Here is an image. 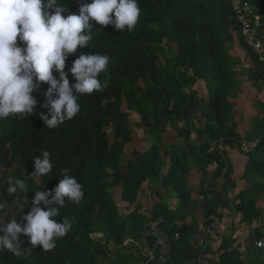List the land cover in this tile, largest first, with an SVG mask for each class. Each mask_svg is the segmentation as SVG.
Returning <instances> with one entry per match:
<instances>
[{
	"label": "trees",
	"instance_id": "16d2710c",
	"mask_svg": "<svg viewBox=\"0 0 264 264\" xmlns=\"http://www.w3.org/2000/svg\"><path fill=\"white\" fill-rule=\"evenodd\" d=\"M247 1L264 31V0ZM64 3L70 12H78L75 0ZM139 6L140 22L132 33L97 24L93 40L80 50L107 54L114 63L107 77H100L107 80L108 87L82 96L81 112L75 118L52 130L38 116L0 121V164L21 168L19 179L28 186L25 201L18 194L23 206L18 222L26 223L24 217L30 211L35 191H49L58 185L62 179L60 169L68 168L84 191L78 205L65 198V207L57 219L73 220V230L57 242L56 249L42 251L41 246L30 244V237L22 235V249L29 253L17 258L4 252L0 254V264H198L206 256V249L193 243L200 224L212 229L220 217L218 208L229 207L223 195L237 191L241 182L235 197L236 211L246 224L259 218L258 202L264 194V117L255 119L253 132L240 137L233 122L240 92L235 67L240 61L232 58L229 50L239 42L240 53L248 54L244 61L252 65L253 74L261 82L264 65L246 46L230 0H139ZM74 59L70 56L66 61L65 71ZM68 78L70 84L75 83L70 74ZM198 84L204 85L203 93L195 89ZM47 87L44 84L34 93L41 104ZM124 104L137 113L138 126L151 142L144 152H126L133 133L128 114L123 112ZM40 110L38 104L37 111ZM169 131L177 133V141L166 142ZM243 140L257 147L247 153L244 177L231 181L233 166L223 150L237 147L242 152ZM44 150L51 153L53 174L31 177L33 157H40ZM211 167H216L212 180L222 179L225 183L222 194L217 185H207ZM195 169L203 175L201 189L206 196L202 221L193 215L197 202L193 200L195 191L190 188L189 177ZM154 183L175 193L183 205L173 210L158 203L151 217L138 206L128 215L120 214L115 189H120L123 203L135 207L143 186ZM0 202L6 205L0 221L7 224L8 202L1 189ZM154 222H160L158 237L153 234ZM166 226L174 231L172 239ZM99 228L108 237L107 244L92 238ZM143 235L157 256L152 261L147 255L118 251L125 248L126 239L139 240ZM161 235L167 238L166 255L155 248ZM260 237L257 235L254 245ZM233 243L231 238L224 242L216 264H264L261 252L252 253L250 248L245 257L239 247L231 248ZM204 263L214 264L211 259Z\"/></svg>",
	"mask_w": 264,
	"mask_h": 264
},
{
	"label": "clouds",
	"instance_id": "9594fccd",
	"mask_svg": "<svg viewBox=\"0 0 264 264\" xmlns=\"http://www.w3.org/2000/svg\"><path fill=\"white\" fill-rule=\"evenodd\" d=\"M75 2L78 12H70L64 0H0V121L38 116L46 128L58 129L81 112L82 96L103 92L108 87L107 80L100 77H107L113 58L80 50L93 40L97 24L132 33L140 22L139 0ZM256 47L260 48V44ZM70 56L76 59L65 71ZM69 74L75 83L70 84ZM44 84L48 87L43 90L41 104L34 93L42 90ZM40 153V157H33L31 177L53 174L51 153ZM60 173L62 179L53 189L34 192L30 211L24 217L26 223L22 225L16 216L7 219V224L0 221V254L26 256L30 250L22 249V235L30 237L33 247L39 245L42 251L51 252L73 230V220L57 217L65 207V198L70 204H80L83 185L68 168L60 169ZM7 182V194H19L25 201V181ZM5 207L0 202V214H4Z\"/></svg>",
	"mask_w": 264,
	"mask_h": 264
},
{
	"label": "rangeland",
	"instance_id": "374dc122",
	"mask_svg": "<svg viewBox=\"0 0 264 264\" xmlns=\"http://www.w3.org/2000/svg\"><path fill=\"white\" fill-rule=\"evenodd\" d=\"M254 9V8H252ZM254 11V10H253ZM229 45V44H228ZM239 49L242 47L237 43ZM239 49H237L236 45L231 46L229 50V54L232 58H246L248 57L247 52L244 54L240 53ZM240 58V59H241ZM249 59V58H248ZM251 67L252 65L247 62L246 60L240 64H236L235 68L238 74V79L240 81V92L238 97L235 100L234 106V120L233 122L237 126V132L241 138H245L243 132H245L247 124L251 125L252 122L254 124L255 119L252 121L253 118H261L264 117V96H259L260 86L261 89H264V82L259 80H254L253 78V71L252 69H248L247 72L244 71L245 67ZM257 82V86L254 83ZM251 88L252 92H250ZM195 89L198 91L205 90L204 85L198 84ZM259 92V93H258ZM203 93V92H202ZM249 93H252L251 95ZM207 96V94H206ZM205 97V94L203 95ZM251 97V98H250ZM259 97V99H258ZM123 112L128 114L129 117V128L132 130V141L127 145L126 152L127 154H131L133 150L144 152L146 151L151 142L148 139L147 134H145L144 130L140 128L138 125L140 123V118L137 113L130 111L129 107L124 104L123 105ZM251 118V120H249ZM255 130V126L253 125ZM243 131V132H242ZM170 134L165 136L167 143H172L173 141H177V133L175 131H169ZM172 132V133H171ZM246 133V132H245ZM246 140L240 141V146L243 149L242 152L236 147H230L225 149L224 152L226 154V160L230 161L233 166V172L231 175V181H238L241 177H244L246 164H247V153L254 150L257 147V144H254L252 148L246 149L242 143ZM2 151H0V158L2 157ZM246 156V159L244 157ZM216 170V167H211L209 171V176L207 178V185L210 182L213 186L217 185V191L220 193L223 191V183L222 179H218L217 182L212 180L213 174ZM226 171V170H225ZM224 171V173H225ZM22 174L21 168L5 164H0V189L4 191V194L7 198L8 206H7V216L8 218H15L18 220L20 214L22 213V201L18 198V194L16 196L8 195L7 194V187H8V180H16ZM238 174V175H237ZM203 179V175L198 170H193L190 177L189 183L190 188H192L195 192L193 194V200L197 202L196 208L193 212V215L200 219L201 221L204 218V205L206 204V196L203 194V190L201 189V181ZM4 185V186H3ZM3 186V187H2ZM241 186L237 188V191L230 192L228 194L223 195L226 201L229 203V207L227 209L223 207L218 208V214L220 215L219 218H216L215 223L212 229L207 230L204 228L202 224H200V232L197 236L194 237L193 243L194 245L201 249L205 250L206 256L200 261L198 264H205V259H211L214 264L218 261V255L220 248L224 245V242L227 239H233L235 243L231 246L239 247V250L244 254L246 257L247 251L254 246V240L257 235H264V194L261 196L258 202V209H259V218L253 222L252 224H246L242 221L241 216L236 211L237 201L235 197L237 192L240 190ZM115 199L119 204V212L121 215H128L132 211H134L137 206L139 207L140 211H143L149 217L153 216L152 210L158 203H163L169 207V209L176 210L180 208L183 204L179 202L178 196L173 193L171 190H166L160 187L157 184H145L143 186V191L139 196V200L135 207H129L127 204L123 203L120 199L121 191L120 189L114 190ZM222 194V193H221ZM210 198V197H209ZM187 205V203H185ZM189 205V204H188ZM191 205V203H190ZM183 213H186V210H183ZM160 222L152 223V228L154 230V235L158 237L160 234L158 231V224ZM147 234V233H145ZM211 237V238H209ZM92 238L95 241L107 244L108 237L104 234V232L99 228V231L95 233ZM125 248L119 249V252L128 253L129 255H147L150 257L151 261L154 259L155 253L154 249L150 247L148 240L145 236H141L139 240H134L132 238H128L125 241ZM109 247V246H108ZM160 248V252L162 255H166L168 252V245H167V238L161 235L158 238V241L155 245V248ZM263 254L262 260H264V252L258 251ZM157 257V256H156Z\"/></svg>",
	"mask_w": 264,
	"mask_h": 264
},
{
	"label": "built area",
	"instance_id": "2783aa9c",
	"mask_svg": "<svg viewBox=\"0 0 264 264\" xmlns=\"http://www.w3.org/2000/svg\"><path fill=\"white\" fill-rule=\"evenodd\" d=\"M235 17L241 25V35L248 48H250L259 57L264 65V31L261 28L260 18L253 12L251 4L247 0H230ZM260 44V48L256 45ZM255 143H243L246 149L252 148ZM257 251L264 252V235L261 236L255 245Z\"/></svg>",
	"mask_w": 264,
	"mask_h": 264
},
{
	"label": "crops",
	"instance_id": "0c3cea01",
	"mask_svg": "<svg viewBox=\"0 0 264 264\" xmlns=\"http://www.w3.org/2000/svg\"><path fill=\"white\" fill-rule=\"evenodd\" d=\"M237 47V46H236ZM237 49H239L238 47H237ZM240 51V50H239ZM241 57H237L236 59L237 60H239L240 61V63H242L243 61H244V59L243 58H241ZM239 63V64H240ZM245 67V69H244V71L245 72H247L248 71V69H250V67H248V66H244ZM237 69H239L240 70V68L239 67H237ZM256 74H253V78L255 79V81L256 80H258V79H256ZM260 81V80H259ZM254 85L255 86H257L258 84H257V82L256 83H254ZM260 88V90H259V92H261V93H259V96H264V89H261V86L259 87ZM252 90H254L253 88H251V90H250V92H252ZM250 95L252 94V93H249ZM251 98V97H250ZM258 99H259V97H258ZM258 117V116H257ZM256 117V118H257ZM256 118H253L252 119V121L254 120V119H256ZM249 120H251V118L249 119ZM254 131V128H253V122H252V124L251 125H249V124H247V126H246V129H245V132L246 133H248V132H253ZM243 132V131H242ZM245 132H243L244 134H246ZM244 159H246V156L244 157ZM238 175V174H237ZM240 178H241V176H240ZM242 184H243V182H241ZM242 184L240 185L241 187H242ZM263 236V235H262Z\"/></svg>",
	"mask_w": 264,
	"mask_h": 264
},
{
	"label": "water",
	"instance_id": "95a60500",
	"mask_svg": "<svg viewBox=\"0 0 264 264\" xmlns=\"http://www.w3.org/2000/svg\"><path fill=\"white\" fill-rule=\"evenodd\" d=\"M166 231L168 236L172 239L174 237V231L170 226H166ZM256 251V247L253 246L251 252L254 253Z\"/></svg>",
	"mask_w": 264,
	"mask_h": 264
}]
</instances>
